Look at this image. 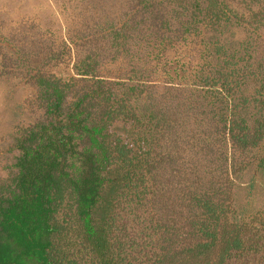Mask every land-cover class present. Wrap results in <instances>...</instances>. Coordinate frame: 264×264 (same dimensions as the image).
<instances>
[{
  "label": "trees",
  "instance_id": "trees-1",
  "mask_svg": "<svg viewBox=\"0 0 264 264\" xmlns=\"http://www.w3.org/2000/svg\"><path fill=\"white\" fill-rule=\"evenodd\" d=\"M138 1L139 21L107 29L148 25L145 71L194 37L203 62L191 83L84 60L77 78L37 74L39 112L0 181V264H264V0Z\"/></svg>",
  "mask_w": 264,
  "mask_h": 264
},
{
  "label": "rangeland",
  "instance_id": "rangeland-1",
  "mask_svg": "<svg viewBox=\"0 0 264 264\" xmlns=\"http://www.w3.org/2000/svg\"><path fill=\"white\" fill-rule=\"evenodd\" d=\"M141 10L138 0H0V181L14 170L19 139L39 112L37 74L77 78L75 64L84 60L96 62L99 74L111 80L145 76L150 82L173 78L176 83H191V73L203 62L198 38L175 42L164 51L160 68L152 56L145 58L146 67L153 68L145 71L142 57L148 49L142 34L148 25L129 27L126 41L108 34L107 28L120 27L130 12L139 21ZM243 32L237 28L236 36L243 37ZM261 33L264 37V28ZM177 73L184 78L179 80ZM128 128L123 121L115 123L120 134ZM244 198L239 191L238 202ZM261 201L257 196L254 204Z\"/></svg>",
  "mask_w": 264,
  "mask_h": 264
}]
</instances>
